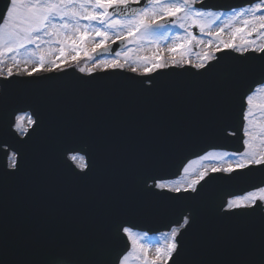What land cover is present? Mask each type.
Segmentation results:
<instances>
[{
  "label": "snow or ice",
  "instance_id": "6c2138e0",
  "mask_svg": "<svg viewBox=\"0 0 264 264\" xmlns=\"http://www.w3.org/2000/svg\"><path fill=\"white\" fill-rule=\"evenodd\" d=\"M206 0H7L0 8V77L7 80L21 72L33 76L39 72L63 70L71 64H79L82 56L86 60L96 59L91 67H79L81 73L89 74L99 68L102 71L130 67L132 72L151 74L170 66L191 64L196 69L210 67L216 60V53L231 49L243 55L247 52L264 54V0H245V5L233 7L230 14L223 18L220 12L205 9ZM135 5V6H133ZM197 5H201L197 7ZM219 22V27L212 31ZM169 24L175 25L181 34L172 37L173 43L166 49L157 47L150 55H133V48L121 53L116 51L112 58L100 59L105 53L112 52V44L121 45L144 43L159 45L167 39V32L156 35L159 29ZM198 28L199 34L193 29ZM228 38L224 39L225 30ZM204 36L209 37L207 43ZM238 41V42H237ZM215 42V43H214ZM203 45L197 54L198 63H192L189 55L193 47ZM22 53H29L21 59ZM122 57V59H121ZM6 59L11 63L4 68ZM23 64V67H21ZM29 65H32L29 69ZM16 72H13V69ZM241 75H252L246 96L248 108L243 119L247 122L243 129V151L217 152L208 151L201 160L209 161L198 174L182 183L166 184L153 180L145 191L167 189L176 194L199 193L198 185L211 181L216 173L233 175L252 172L257 166L264 168V124H256L250 117L254 109L264 114V102L254 105V95L264 93V64L236 68ZM149 85H152L149 80ZM254 86V87H253ZM13 100L0 89V154L7 157V162L0 158V185L15 179L20 172V149L17 145L25 144L37 134L41 124L34 113L24 112ZM229 135H235L230 132ZM69 159L76 162L81 174L89 168L86 156L75 148H67ZM227 158V159H226ZM234 158V159H233ZM213 162H219L213 163ZM187 173L189 169L185 167ZM150 179V177H146ZM203 182V183H202ZM223 204L225 212L243 209L259 212L264 225V179L252 185L244 194L232 195ZM196 204H188L182 199L173 198L168 210L176 214L175 227L158 241L155 256L150 258L148 249L132 237L129 227H123L131 241L132 250L119 264H125L128 257L143 259V264H175L181 254L179 237L197 222ZM145 236L147 233L144 234ZM3 264V261H0ZM21 264H34L22 261ZM68 264H84L78 258H71ZM194 264H200L194 261ZM264 264V246L258 262Z\"/></svg>",
  "mask_w": 264,
  "mask_h": 264
},
{
  "label": "water",
  "instance_id": "95a60500",
  "mask_svg": "<svg viewBox=\"0 0 264 264\" xmlns=\"http://www.w3.org/2000/svg\"><path fill=\"white\" fill-rule=\"evenodd\" d=\"M6 2L0 0L1 8H4ZM244 4L245 0L225 8ZM251 55L254 57L246 59L242 67L254 62L257 56L253 53ZM255 63L258 66L263 64L260 60ZM4 82L0 80V87L11 98H30L12 94V91H25L26 84L15 86L18 80ZM120 83H132V80H124L118 75L80 78L74 74H65L46 78L44 88L32 93L30 106L38 114L36 118H39L41 127L34 135L30 147L34 151L36 144L40 143L39 150H36L35 163L32 164L33 161H29L28 157L26 161L20 160L17 177L0 185V261L3 264H21L22 261L68 264L73 257L84 264H118V258L127 251L129 245L121 230L125 225L133 226L121 221L125 216L119 218L122 209L112 211L109 198L100 203L97 197L103 195L104 191H97L95 212L91 215H87L88 212L80 213L88 210L91 204L86 195L78 193L83 185L80 182L91 178L87 171L85 174L78 173L65 159L67 148H75L87 159L93 149L94 152L106 149L108 154L115 155L120 153L119 148L128 150L133 147L127 139L119 142L105 135L106 124L101 122L86 102L91 99V102L98 105L109 94L117 92L120 96L113 107L124 110L121 104L131 106L135 91L126 89ZM244 91L246 95L249 90ZM140 94L144 97L146 91L142 90ZM16 106L22 109L27 107L21 104ZM175 108L172 106L170 110ZM101 110L102 105H98L97 112L100 115ZM45 112L50 115L47 116L49 113ZM57 112L62 114L61 120L54 117ZM110 122L114 128L119 123L117 117H111ZM107 125L109 127L108 122ZM120 168L119 165L109 167L110 174L105 178L110 179L111 183L103 185L105 189L118 185V179H121V173L118 172ZM230 194L234 195V191L227 192L223 198ZM144 204L141 206L144 207ZM198 233L205 235L206 229L202 227ZM179 241L181 254L176 260L180 264L187 260L188 264L198 261V244L191 241L187 246L185 240ZM244 246L251 247L252 251L258 249L257 244H249L247 241ZM247 258L252 260L254 255L249 251ZM179 262L175 261V264Z\"/></svg>",
  "mask_w": 264,
  "mask_h": 264
},
{
  "label": "rangeland",
  "instance_id": "374dc122",
  "mask_svg": "<svg viewBox=\"0 0 264 264\" xmlns=\"http://www.w3.org/2000/svg\"><path fill=\"white\" fill-rule=\"evenodd\" d=\"M217 27H219L218 24L216 26H213L212 31H215L217 29ZM197 30H198V28H197ZM228 31L229 30H227V29L225 30L224 37H223L224 39L228 38ZM164 32H167V39L161 41L159 43V45H151V44L146 42V43L143 44L142 47L138 46L136 44H131V45H127V46H128V48L129 47L133 48V50H134L133 51V55H150L152 51L156 50V48L159 47V48H162V49L165 50L164 51V56L166 57V56L169 55V53H167L166 49L173 43L172 37L174 35L181 34V33H180V30H178L175 25L171 24V25L167 26V28H165V29L157 30L155 34L156 35H161ZM198 32H199V30H198ZM203 38H204V42L207 43V40L209 38L205 37V36ZM109 43H111V41H109ZM202 50H203V45H200L198 47H195V52H191L190 53L189 59L192 61L193 64L199 62V60L197 58V54L202 52ZM125 51H127V49ZM121 53H123V52H121ZM25 55H30V54L29 53H22V55H21V59L22 60H23V57ZM121 59H122V57H121ZM95 62L96 61L86 60V58H85V60L83 61V65L81 67H91ZM9 63H11V60L10 59H6L4 61V64H3L4 68H6ZM74 66L76 67V65H74ZM21 67H23V64H21ZM31 67H32V65H29V69H31ZM124 69L131 71L130 67H125ZM13 72L14 73L16 72L15 68L13 69ZM18 75H27V74L21 72ZM261 102H264V94L263 93L262 94H258V95H256L254 97V105L259 104ZM254 122L256 124H264V114H261L260 117L258 119H256ZM74 163L76 164V162H74ZM195 174H198V171L194 172V171H192L190 169L188 171V173H187L186 179L191 178ZM186 179L184 177L182 180H178L177 182H174V183H182V182H185ZM158 236L159 237L155 236L153 238L147 239V237H148L147 235L145 236L144 234H137V233L132 232V237L137 240V243L143 245L144 247H146L148 249L147 254H148V256L150 258L155 256V248L158 246L157 242L158 241H160V242L163 241V236L162 235H158ZM131 250H132V244H131V247H130L128 252H130ZM127 253L125 254V256L127 255ZM125 264H143L142 254H141V258L139 260H137L135 257H128L126 259V261H125Z\"/></svg>",
  "mask_w": 264,
  "mask_h": 264
},
{
  "label": "bare ground",
  "instance_id": "6f19581e",
  "mask_svg": "<svg viewBox=\"0 0 264 264\" xmlns=\"http://www.w3.org/2000/svg\"><path fill=\"white\" fill-rule=\"evenodd\" d=\"M205 245H206V243L203 244V246H205ZM257 253H259V252L257 251ZM254 261H256L255 257L252 259V263H254Z\"/></svg>",
  "mask_w": 264,
  "mask_h": 264
}]
</instances>
